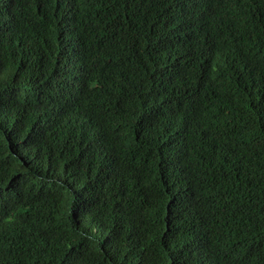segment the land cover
Instances as JSON below:
<instances>
[{"label":"trees","instance_id":"trees-1","mask_svg":"<svg viewBox=\"0 0 264 264\" xmlns=\"http://www.w3.org/2000/svg\"><path fill=\"white\" fill-rule=\"evenodd\" d=\"M0 264H264V0H0Z\"/></svg>","mask_w":264,"mask_h":264},{"label":"clouds","instance_id":"clouds-1","mask_svg":"<svg viewBox=\"0 0 264 264\" xmlns=\"http://www.w3.org/2000/svg\"><path fill=\"white\" fill-rule=\"evenodd\" d=\"M173 71H174V73H175V69L173 68Z\"/></svg>","mask_w":264,"mask_h":264}]
</instances>
